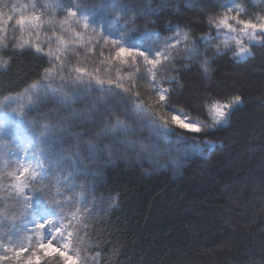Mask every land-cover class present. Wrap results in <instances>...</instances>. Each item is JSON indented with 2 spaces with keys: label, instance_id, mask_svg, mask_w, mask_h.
I'll list each match as a JSON object with an SVG mask.
<instances>
[{
  "label": "snow or ice",
  "instance_id": "obj_1",
  "mask_svg": "<svg viewBox=\"0 0 264 264\" xmlns=\"http://www.w3.org/2000/svg\"><path fill=\"white\" fill-rule=\"evenodd\" d=\"M248 2L214 0L216 11L210 10L207 16L208 31L198 38L179 23L166 26L173 33L168 36L148 30L147 24L140 26L126 0H46L29 4L28 14L13 4L18 13L15 19L0 11V32L7 33L13 21L16 26L11 35L0 39V74L11 71L14 57L45 62L33 73L34 79L0 89V208L4 209L0 212V264H87L89 259L81 260L79 248L89 209L94 207L89 198L95 193L93 182L77 181L101 173L81 167L78 145L83 144L91 158H97V153L111 157V145L84 141L85 133H78L75 155H64L67 149L54 145L62 144L70 129L54 134L51 122L45 123L52 112L72 110L78 101L87 100L88 110L74 111L72 121L100 128L94 136L97 141L111 136L114 144H124L145 157L159 153L160 144L171 150L185 141L176 129L195 135L209 127L228 126L233 105L241 106V97L208 106L213 124L207 125L173 106L176 89L172 86L180 84L175 73L192 71L183 62L197 60L200 45H211L216 56L232 52L240 61L253 56L247 45L264 46V11L250 13ZM250 2L252 7L264 4V0ZM57 14L63 19H57ZM150 15L158 13L150 10L139 19ZM17 32L31 33L36 42L17 39ZM221 36V43L212 45ZM182 51L185 54L178 59ZM210 63L205 57L199 70L207 74ZM142 86L151 96L150 103L142 95ZM49 104L56 108L36 120L30 118ZM93 114L106 122L95 123ZM145 126L149 135L144 139H122ZM215 147L209 141L193 142L182 154ZM116 206L113 201L109 211Z\"/></svg>",
  "mask_w": 264,
  "mask_h": 264
},
{
  "label": "trees",
  "instance_id": "obj_2",
  "mask_svg": "<svg viewBox=\"0 0 264 264\" xmlns=\"http://www.w3.org/2000/svg\"><path fill=\"white\" fill-rule=\"evenodd\" d=\"M126 2L132 4L131 15L138 18L140 26L147 24L148 30L162 36L173 34L167 31V25L179 23L198 38L208 31L210 10L216 11L214 0ZM245 6L250 13L264 11V4L252 7L250 0ZM150 10L158 15L139 19ZM222 40V36L214 39L212 45ZM247 46L253 56L240 61L232 52L216 56L211 45H200L197 60L183 62L192 71L174 74L180 84L172 86L176 89L173 106L207 125L213 124L208 106L241 97V106L230 113L228 126L209 127L195 135L176 129V134L186 140L171 150L160 144L159 153L151 157L124 144H114L111 136L97 141L94 136L100 128L92 124L81 127L72 121L74 111L88 110L87 100L78 101L72 110L59 109L50 114L45 123L51 122L55 134L70 129L63 143L54 145L66 148L64 155H75L78 133H85L84 141L111 145V157L97 153V158L89 157L83 144L78 145L81 167L101 173L97 178L87 176L77 181L93 182L95 193L89 198L94 200V209L81 232L82 261L88 257L87 264H264V46ZM184 54L182 51L177 58ZM205 57L211 61L207 74L199 70ZM44 63L30 56L12 58L11 71L0 74V89L34 79L33 73ZM141 92L150 103L144 86ZM50 108L56 106L45 105L31 116L37 119ZM93 119L95 123L106 122L95 114ZM148 135L145 126L122 139H144ZM205 141L216 147L204 153L182 154L191 143L203 145ZM113 201L117 206L109 211Z\"/></svg>",
  "mask_w": 264,
  "mask_h": 264
},
{
  "label": "rangeland",
  "instance_id": "obj_3",
  "mask_svg": "<svg viewBox=\"0 0 264 264\" xmlns=\"http://www.w3.org/2000/svg\"><path fill=\"white\" fill-rule=\"evenodd\" d=\"M42 2H46V0H0V11H2L3 13H5L6 15H12L14 17V19H15V18L18 17V13H17V11H15V10H13L11 8V6L13 4L19 6L22 10H26L25 11V14H28L31 11V9L28 7L29 4H31V3H42ZM57 19H63V16L60 15V14H57ZM15 27L16 26H15L14 21H13V23L8 26L7 33L0 32V39H2L5 35H11L12 30ZM58 34H60V33H58ZM49 35H50V33H49ZM16 38L17 39L23 38V39H26V40L27 39H30L32 41V43H35L36 42V37L34 35H32L31 33H28V32H23V33L17 32L16 33ZM40 39L43 40L44 37L41 36ZM235 106L236 105H233V109L235 108ZM30 118L32 120H36V119H34L33 116H30ZM2 121H3V112L0 111V122H2ZM53 132L55 134V131H53ZM20 135H24L23 131H21ZM93 209H94V207H90L89 211H92Z\"/></svg>",
  "mask_w": 264,
  "mask_h": 264
}]
</instances>
